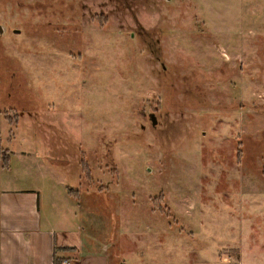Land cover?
Returning <instances> with one entry per match:
<instances>
[{
	"label": "rangeland",
	"instance_id": "1",
	"mask_svg": "<svg viewBox=\"0 0 264 264\" xmlns=\"http://www.w3.org/2000/svg\"><path fill=\"white\" fill-rule=\"evenodd\" d=\"M0 110L5 176L37 151L100 251L264 264V0H0Z\"/></svg>",
	"mask_w": 264,
	"mask_h": 264
},
{
	"label": "crops",
	"instance_id": "2",
	"mask_svg": "<svg viewBox=\"0 0 264 264\" xmlns=\"http://www.w3.org/2000/svg\"><path fill=\"white\" fill-rule=\"evenodd\" d=\"M0 122L4 129L7 123L5 111L0 110ZM2 142L0 134V264H56L55 257L59 264L65 258L72 264H150L151 260H160L148 254L149 242L146 240L149 233L143 227L150 228V224L140 225L142 239L139 231L130 230L140 226H134L135 221L128 223L123 220L118 234L112 232L115 235L111 238L112 249L100 251V244L93 246L91 242L96 241L95 238L91 241L93 234L90 233V240L84 238L86 227L79 217V192L70 191L64 174L56 172L52 166L46 170H35L37 161H42V158L37 151L28 149L18 158V162L28 170L5 176L4 169L12 170L13 164ZM26 144L33 148V143L28 146L26 141ZM154 245H160L159 241ZM199 251L196 258L204 259L203 264H212V254L209 257L204 250Z\"/></svg>",
	"mask_w": 264,
	"mask_h": 264
},
{
	"label": "built area",
	"instance_id": "3",
	"mask_svg": "<svg viewBox=\"0 0 264 264\" xmlns=\"http://www.w3.org/2000/svg\"><path fill=\"white\" fill-rule=\"evenodd\" d=\"M62 264H72V262L69 259L65 258L62 260Z\"/></svg>",
	"mask_w": 264,
	"mask_h": 264
},
{
	"label": "trees",
	"instance_id": "4",
	"mask_svg": "<svg viewBox=\"0 0 264 264\" xmlns=\"http://www.w3.org/2000/svg\"><path fill=\"white\" fill-rule=\"evenodd\" d=\"M0 153H1V148H0ZM5 153H6V152H5ZM5 153H2L3 156L6 155ZM2 158H3V161H5V158H4V157H2ZM70 189L72 190V188H70ZM55 263H56V264H59V263H58V260H57L56 257H55Z\"/></svg>",
	"mask_w": 264,
	"mask_h": 264
},
{
	"label": "water",
	"instance_id": "5",
	"mask_svg": "<svg viewBox=\"0 0 264 264\" xmlns=\"http://www.w3.org/2000/svg\"><path fill=\"white\" fill-rule=\"evenodd\" d=\"M153 118H154V116H153ZM154 119H155V118H154ZM154 119H153V120H154ZM154 122H155V120H154Z\"/></svg>",
	"mask_w": 264,
	"mask_h": 264
}]
</instances>
